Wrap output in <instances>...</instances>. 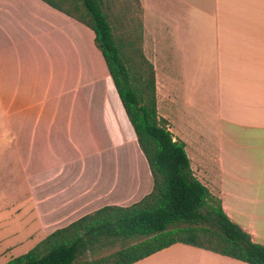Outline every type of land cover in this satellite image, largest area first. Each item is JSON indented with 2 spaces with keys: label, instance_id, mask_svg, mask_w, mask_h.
I'll use <instances>...</instances> for the list:
<instances>
[{
  "label": "crops",
  "instance_id": "crops-1",
  "mask_svg": "<svg viewBox=\"0 0 264 264\" xmlns=\"http://www.w3.org/2000/svg\"><path fill=\"white\" fill-rule=\"evenodd\" d=\"M140 3L160 116L185 142L195 176L264 246V0ZM192 83L200 126L171 129ZM0 114L31 202L30 213L0 220V264L90 213L151 193L95 33L42 0H0ZM136 264L246 263L176 244Z\"/></svg>",
  "mask_w": 264,
  "mask_h": 264
},
{
  "label": "trees",
  "instance_id": "trees-1",
  "mask_svg": "<svg viewBox=\"0 0 264 264\" xmlns=\"http://www.w3.org/2000/svg\"><path fill=\"white\" fill-rule=\"evenodd\" d=\"M95 33L109 74L153 177V189L128 206H106L58 229L6 264H136L176 244L246 264H264V246L231 220L222 200L195 176L184 141L158 110L154 65L144 53L143 10L127 2L42 0ZM119 246L97 259L84 257Z\"/></svg>",
  "mask_w": 264,
  "mask_h": 264
},
{
  "label": "rangeland",
  "instance_id": "rangeland-1",
  "mask_svg": "<svg viewBox=\"0 0 264 264\" xmlns=\"http://www.w3.org/2000/svg\"><path fill=\"white\" fill-rule=\"evenodd\" d=\"M130 1L132 2V0H111V7L116 11ZM132 4V16L138 18L140 15L139 6L136 2H132ZM186 90L185 94L187 95L188 104L185 110L182 108V112H173L174 114L171 116L173 121L171 129H173V127L177 128V125L182 127L186 124L196 129L200 126L201 104L199 100L200 91L197 83H192L191 87H187ZM175 131H177V129H175ZM7 133V123L0 114V220L4 219L8 214H15L20 208L24 209L23 211L27 214L31 211L29 187L24 179L15 149L13 145L10 144ZM12 226L15 230L24 228V225L20 224L17 220H15ZM119 249V246L101 249L87 255V257H84V260L101 258ZM25 250L26 249L18 250L16 254H23Z\"/></svg>",
  "mask_w": 264,
  "mask_h": 264
}]
</instances>
